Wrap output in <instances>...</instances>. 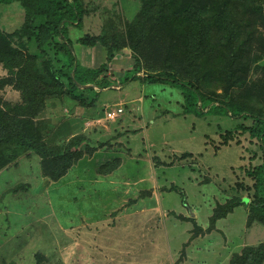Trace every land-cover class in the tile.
I'll list each match as a JSON object with an SVG mask.
<instances>
[{
	"label": "rangeland",
	"instance_id": "rangeland-1",
	"mask_svg": "<svg viewBox=\"0 0 264 264\" xmlns=\"http://www.w3.org/2000/svg\"><path fill=\"white\" fill-rule=\"evenodd\" d=\"M188 1L176 0L175 6ZM81 4L86 10L82 25L69 26L74 47L83 48H75L76 52H106L101 45L76 43L87 35L121 45L113 59L119 62L106 72L111 87L96 90V105L81 106L66 94L69 72L66 58L55 47L58 37L46 47L48 58L40 55L34 40L25 41L22 51L26 59L35 57L30 62L38 79L30 90L49 91L39 111L26 104L28 98L18 87L25 63L0 65V108L22 119L34 117L49 148L68 146L80 137L77 149L84 152L57 182L45 176L43 159L34 151L0 170V264H229L244 247L263 243L264 225L249 228L246 223L253 181L245 170L261 164L260 143L236 133L228 147H221L226 131L252 121L231 118L219 109L207 108L199 116L184 114L182 89L140 80L126 83L124 73L133 68L135 58L143 68L140 76L148 67L160 66L171 44L167 29L150 25L145 40L131 36L128 24L137 20L143 0H81ZM231 11L241 28L234 44L240 63L236 66H244L248 74L244 86L230 93L237 96L252 89V101L264 110V0H236ZM23 21L24 9L18 2L0 5L4 31L17 29ZM43 22L39 18L35 24ZM213 43L222 49L217 37ZM101 55L98 51L97 58ZM48 60L57 81L46 72ZM198 83L207 96L224 97L227 81L208 75ZM60 84L66 91L57 95ZM120 85L122 90L117 89ZM77 94L88 100L94 97L84 87ZM118 108L124 112L108 119L107 113ZM88 147L95 153L89 154ZM185 153L193 157L179 161ZM117 159L120 167L109 172ZM172 186L185 192L187 206L179 193L168 192ZM235 197L245 204L219 221L218 231L201 235L197 230L191 239L196 225L207 230L215 207Z\"/></svg>",
	"mask_w": 264,
	"mask_h": 264
},
{
	"label": "trees",
	"instance_id": "trees-1",
	"mask_svg": "<svg viewBox=\"0 0 264 264\" xmlns=\"http://www.w3.org/2000/svg\"><path fill=\"white\" fill-rule=\"evenodd\" d=\"M175 1L143 0L137 20L133 24H128L131 36L136 34L138 39L145 40L150 34V25H155L158 28L167 29L171 44L167 53L161 58L160 66L148 67L147 73L143 76H140L143 70L140 60L135 58L132 70L124 73L125 81L128 83L131 80H140L146 84L159 83L182 89L184 114L194 113L199 116L205 114L204 110L207 108L210 111L219 109L231 118L252 121L251 125L241 123L233 130L226 131L223 134L221 147H228L230 142L234 141L236 133L248 134L252 140L260 143L261 164L245 170L246 177L253 181L246 223L249 228L254 223L264 225V110L258 109V105L252 101V89H246L237 96L230 93L233 88L244 86L248 74L247 68L236 66V63L238 65L240 63L238 53L234 50V44L239 40L241 29L238 24L234 23L237 22V18L231 11V6L236 0H189L186 4L178 6H175ZM15 2H18L24 9V21L20 27L11 32L4 31L0 26V65L9 62V66H15L18 60L25 63L24 68L19 71L21 85L18 87L28 98L26 104L39 111L43 106L42 97L45 96V92L49 93V91L42 92L34 88L30 90V84L35 86L34 83L38 77L30 62L34 61L35 57L29 56L26 59L22 52L26 47L25 41L29 43L34 40L40 55L48 58L46 47L58 37L60 42L55 47L66 58V69L69 72L66 94L78 101L81 106L96 105L99 99V92L96 90L102 91L111 87L112 80L106 76V72L109 63L120 51L121 45L110 43L103 36L87 35L78 38L76 43L82 46L101 45L107 52L106 64L98 69L83 67L74 53V41L70 38L69 31V26L80 27L82 25L86 10L81 0H0V5L7 6ZM166 11H168L167 14ZM156 13L157 16H155ZM253 13L256 14L258 11L253 9ZM37 18H44L45 22L37 25L35 24ZM150 20L153 22H149ZM213 37H217L223 46L221 50L213 43ZM132 43L136 44L135 50H137L138 43L133 39ZM46 66L48 76L57 81L52 61L48 60ZM208 75L215 76L220 81H227L224 97L214 98L203 93L198 82ZM1 80L3 79L0 78ZM4 81L11 82L10 80ZM114 83L117 84L113 80ZM59 86L56 94H64L66 87L63 84ZM121 86L117 89L122 90ZM80 87L94 93L93 99L88 100L84 95H78ZM31 118L22 119L0 108V170L18 156L27 151H34L43 159L45 176L57 182L64 178L69 170L84 157V152L77 149L78 140L81 138L71 139L69 145L65 147L49 148L43 142L42 126ZM119 135V138L123 136L121 133ZM100 146L105 147L103 143ZM88 149L89 154L96 151L95 148L88 147ZM215 149L218 151L220 147L215 146ZM192 157L193 154L185 153L179 161ZM154 160L161 165L158 157ZM174 163L175 161L170 165ZM108 164L110 166L111 163ZM120 165L121 159H117L109 172L117 170ZM168 192L179 193L187 206L186 194L182 189L172 186ZM243 204L245 203L242 198L235 197L224 205L216 206L209 219L208 229L202 230L196 225L191 239L197 237L198 232L201 235H210L218 231V222L227 219L236 208ZM229 264H264V242L258 246L244 247L240 253H236L231 258Z\"/></svg>",
	"mask_w": 264,
	"mask_h": 264
},
{
	"label": "crops",
	"instance_id": "crops-1",
	"mask_svg": "<svg viewBox=\"0 0 264 264\" xmlns=\"http://www.w3.org/2000/svg\"><path fill=\"white\" fill-rule=\"evenodd\" d=\"M75 48L76 49H83V48H79V46L77 45V46H75L74 47V53H75V55H76V57H77V59H78V61L84 66V67H86V68H89V69H98L101 65H103V64H106V62H107V54H106V52L104 51V50H100V49H98V50H95V48H94V50H95V52H94V54L92 53V52H90V51H87V49H85L87 52H85L84 50H82V52H81V55H80V52H79V50L76 52V50H75ZM98 51H99V53H100V55H101V51H102V55L100 56V59L99 58H97L98 57ZM84 55V56H83ZM81 56L83 57V59L81 58ZM99 59V60H98ZM119 62V60H114V61H112L109 65H108V67L109 66H111L112 67V65H113V63H118ZM119 67V66H118ZM117 67V68H118ZM130 70H132V69H129L128 71H125V73L126 72H129ZM140 102H144V99H140Z\"/></svg>",
	"mask_w": 264,
	"mask_h": 264
},
{
	"label": "built area",
	"instance_id": "built-area-1",
	"mask_svg": "<svg viewBox=\"0 0 264 264\" xmlns=\"http://www.w3.org/2000/svg\"><path fill=\"white\" fill-rule=\"evenodd\" d=\"M124 110L122 108H118L116 111L108 112L107 118L108 119H115L118 115L122 114Z\"/></svg>",
	"mask_w": 264,
	"mask_h": 264
}]
</instances>
